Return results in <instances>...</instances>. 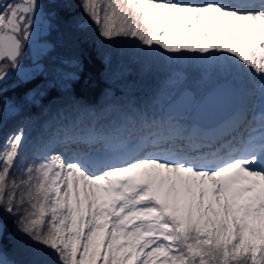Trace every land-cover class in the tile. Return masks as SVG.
Returning <instances> with one entry per match:
<instances>
[{
    "label": "snow or ice",
    "instance_id": "6c2138e0",
    "mask_svg": "<svg viewBox=\"0 0 264 264\" xmlns=\"http://www.w3.org/2000/svg\"><path fill=\"white\" fill-rule=\"evenodd\" d=\"M66 6L0 0V95L26 45L43 39L37 22L51 30ZM80 7L105 40L134 38L166 56L208 54L242 103L214 130L131 105L110 134L78 132L77 118L57 133L64 151L51 154L45 144L31 159L17 127L0 143V241L7 213L50 250L51 264H264V0H80ZM45 55L37 44V61ZM170 79L186 83L179 73ZM194 96L189 86L165 99L174 110ZM73 144L102 147L71 152ZM0 264H8L2 249Z\"/></svg>",
    "mask_w": 264,
    "mask_h": 264
},
{
    "label": "trees",
    "instance_id": "16d2710c",
    "mask_svg": "<svg viewBox=\"0 0 264 264\" xmlns=\"http://www.w3.org/2000/svg\"><path fill=\"white\" fill-rule=\"evenodd\" d=\"M66 5L59 9V19L51 30L44 22L39 32L43 39L35 36V48L26 45L20 67H30L29 76L22 79L13 72L7 81V90L0 95V143L12 130L23 127L27 140L22 155L28 159L45 144L64 151V146L58 143L57 133L77 118L81 121L75 129L78 132L86 133L94 128L99 134H110L123 122L122 113L130 105L146 110L156 118H167L169 115L165 116L163 112L167 104L163 99L164 92L179 95L185 87L192 86L195 89L193 101L198 103L213 82L223 79L211 70L207 75L214 78L202 80L206 69L192 58L181 61L172 59L170 54L147 51L134 38L105 40L99 36L97 25L84 14L80 0H66ZM37 44L46 53L39 61ZM2 63L6 61H0ZM176 73L185 78L184 87L172 84L170 78ZM37 76L39 79L35 78ZM157 99L159 103H156ZM194 107L189 105L183 113L170 115L183 126L192 127L195 125L189 120V114ZM11 108L17 111L12 112ZM234 111L233 108L230 113ZM230 115L219 120L218 125ZM129 129L133 135L141 134L138 125L135 128L130 125ZM95 147L102 145L73 144L69 149L74 152ZM17 174L14 169L12 175ZM3 223L0 249L6 259L14 264L37 261L51 264L50 250L19 232L16 216L4 213Z\"/></svg>",
    "mask_w": 264,
    "mask_h": 264
},
{
    "label": "rangeland",
    "instance_id": "374dc122",
    "mask_svg": "<svg viewBox=\"0 0 264 264\" xmlns=\"http://www.w3.org/2000/svg\"><path fill=\"white\" fill-rule=\"evenodd\" d=\"M43 24H44V22H41V21H38L37 22V25H36V29H37V31L38 32H41L42 31V27H43ZM33 41H34V43L33 44H31L30 45V49H34L35 48V45H36V42H35V36L33 37ZM198 55V58H197V56L195 57L193 54H191V53H185V54H183V55H181V54H177V55H181V58L179 59V60H181V61H185L186 60V58L187 57H190V58H192V60H193V62H195V63H197L198 65H200L201 67H202V69H206L204 72H207V71H211V70H213V68H214V66H215V64H216V61H213V60H211L210 58H208V54H205V55H202V54H199V53H197ZM217 55H219V54H217ZM170 56H171V58L173 59V58H175V56H176V54L175 55H173V54H170ZM30 70H31V68L30 67H20V69H19V71L18 72H15L14 70H13V72L19 77V78H26V77H28L29 76V73H30ZM212 78H214L212 75H207L206 76V81H208L209 79H212ZM221 80H223V79H221ZM219 82V81H218ZM215 83H217V82H213V84H212V86L215 84ZM244 83H245V85H247V78H245L244 79ZM233 87V94H234V96H233V98H231L230 96H225V100H227V102H229L230 101V103H231V101H234V105H233V108L236 110L240 105H241V103H242V96H241V93H240V91H239V88L238 87H236V86H232ZM164 95H163V99L164 100H166L165 98L170 94V92L169 91H166V92H164L163 93ZM224 97V96H223ZM206 102H204V103H202L201 104V106L202 105H204ZM196 101H193L190 105L193 107V106H195L194 108H193V115L191 116V119H190V121H191V123H192V125H199L200 126V124L202 123L201 121H199V120H195V118H194V115L195 116H198L197 114H196V112H197V110L199 109V108H196ZM200 107V106H199ZM158 108H159V105H158ZM196 108V109H195ZM198 114H203V113H201V112H199ZM231 114V113H230ZM229 114V115H230ZM164 115L166 116V115H170V113L168 112H164ZM227 117V116H226ZM222 118V117H221ZM220 118V119H221ZM220 119H217L216 121H214V122H203V124L205 123V125L206 126H204V128H209L210 129V127L211 128H213L215 125H217L218 124V122H219V120ZM196 122H198V123H196ZM202 124V125H203ZM209 125V126H208ZM51 147V154H55V153H57V152H61V150H58V148L57 147H55V146H50ZM81 150H78V151H87V152H95L97 149H100L99 147H95V148H93V149H88V148H80ZM75 152V151H74Z\"/></svg>",
    "mask_w": 264,
    "mask_h": 264
},
{
    "label": "bare ground",
    "instance_id": "6f19581e",
    "mask_svg": "<svg viewBox=\"0 0 264 264\" xmlns=\"http://www.w3.org/2000/svg\"><path fill=\"white\" fill-rule=\"evenodd\" d=\"M225 99L226 98L223 97L222 95H218L214 99H212L210 102H206L204 105L199 107V109L196 112L198 116L194 115V118L195 120H199L202 122L200 124L201 127L204 128V126H206L205 123L203 124V122H208V121L214 122L217 119H220L221 117H222L221 119L223 118L225 119V116H228V114H230V111L233 110L234 101H231L230 103V101L227 102V100ZM199 112L203 114L202 115L198 114ZM205 129L209 130V128H205Z\"/></svg>",
    "mask_w": 264,
    "mask_h": 264
},
{
    "label": "water",
    "instance_id": "95a60500",
    "mask_svg": "<svg viewBox=\"0 0 264 264\" xmlns=\"http://www.w3.org/2000/svg\"><path fill=\"white\" fill-rule=\"evenodd\" d=\"M184 91V89L181 91V93ZM233 87L231 84H225L224 80H220L219 82L215 83L213 86H211V88L204 94L202 100L200 102H198L196 104V108H199V106H201L202 103L204 102H210L212 99H214L216 96L218 95H222V96H230L231 98H233L234 94H233ZM189 107V105L187 106H180L174 110H170L168 107V104H166L163 107V112H169L170 114H181L183 113L187 108ZM195 108V109H196ZM193 115V111H191V113L189 114V120L191 119V116ZM3 253V252H2ZM3 260H6L8 262V264H14L12 261L8 260L5 258V255L3 253Z\"/></svg>",
    "mask_w": 264,
    "mask_h": 264
}]
</instances>
